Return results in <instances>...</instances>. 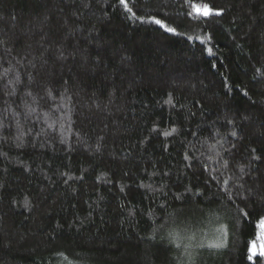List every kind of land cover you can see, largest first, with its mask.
Listing matches in <instances>:
<instances>
[{"label": "trees", "instance_id": "1", "mask_svg": "<svg viewBox=\"0 0 264 264\" xmlns=\"http://www.w3.org/2000/svg\"><path fill=\"white\" fill-rule=\"evenodd\" d=\"M129 6L0 0V264H264V0Z\"/></svg>", "mask_w": 264, "mask_h": 264}, {"label": "snow or ice", "instance_id": "2", "mask_svg": "<svg viewBox=\"0 0 264 264\" xmlns=\"http://www.w3.org/2000/svg\"><path fill=\"white\" fill-rule=\"evenodd\" d=\"M119 3L124 7V9H126L127 13L131 14V17L142 21V22H150L154 25H158L160 26V28H162L164 31H166L167 33H171L174 35H180L181 33H179L177 31V28L174 26H170L165 19H160L158 18L156 15H147V16H137L136 12L133 10V6H129V0H119ZM193 8V11L188 12L187 15L192 17L193 19H200V18H209L212 16H221L223 15V13L225 12V9L223 8H214L212 7L210 4L208 3H204V4H195V5H190ZM189 39H198L201 40L202 43H206L207 41H210L212 39L211 34H207L205 37H200V36H189ZM2 43V42H0ZM207 52L209 54H212V48L208 47L207 48ZM259 72V70H258ZM261 75H264V73H261ZM168 103H171V99H169ZM176 129H172V132H175ZM165 136L170 135V132H164L163 133ZM232 135H236L235 132L232 133ZM253 152H255V149L252 150ZM258 159V157H257ZM241 171H243V169H241ZM69 179H71V177H69ZM228 181H225V184H227ZM27 206V205H26ZM243 216L247 217L249 214L247 211H243ZM259 223L262 227H264V217H261L259 220ZM224 235H226V229L224 230ZM169 237L172 238V240L174 241L178 234L174 233V232H169L168 233ZM253 243V254H255L256 249H255V241L252 242ZM210 247H215V248H221L225 246V241L222 238H218V241L209 245ZM201 247H203V245H201ZM260 255L264 256V249L260 250ZM249 259H252V256H249Z\"/></svg>", "mask_w": 264, "mask_h": 264}, {"label": "rangeland", "instance_id": "3", "mask_svg": "<svg viewBox=\"0 0 264 264\" xmlns=\"http://www.w3.org/2000/svg\"><path fill=\"white\" fill-rule=\"evenodd\" d=\"M258 226H259L258 241L255 243V249H256L255 254H253V251H252L253 243L251 244V248H250L252 259L254 258L255 255L260 254L261 249H264V227H262L260 223L258 224Z\"/></svg>", "mask_w": 264, "mask_h": 264}]
</instances>
